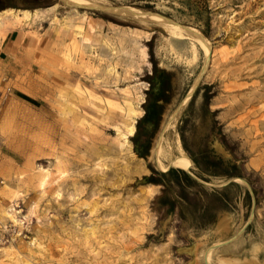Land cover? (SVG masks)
Segmentation results:
<instances>
[{
	"label": "rangeland",
	"instance_id": "obj_1",
	"mask_svg": "<svg viewBox=\"0 0 264 264\" xmlns=\"http://www.w3.org/2000/svg\"><path fill=\"white\" fill-rule=\"evenodd\" d=\"M10 7L20 10L0 17V264L264 263V0ZM129 117L148 131L137 146L142 133L124 140ZM205 141L242 175L204 181L238 185L214 223L194 228L152 206L151 179Z\"/></svg>",
	"mask_w": 264,
	"mask_h": 264
},
{
	"label": "trees",
	"instance_id": "obj_2",
	"mask_svg": "<svg viewBox=\"0 0 264 264\" xmlns=\"http://www.w3.org/2000/svg\"><path fill=\"white\" fill-rule=\"evenodd\" d=\"M55 1L0 0V10L10 6L44 7ZM141 6L153 8V4L149 2H145ZM208 100L209 95H206L203 100V111L205 112L210 111ZM184 147L197 167V171L191 174L186 169L176 166H169L166 170L157 171L151 181L161 184V190L153 198L152 206L157 210L163 208L164 212H175L181 220L188 221L191 227L203 228L214 223L221 210L230 203L231 198L225 191L232 185H238L237 182L231 180L222 186L208 188L204 181H208L209 176L232 178L242 174L235 161L217 152L209 145L208 141L199 146L194 153H191L185 145ZM245 191V196L248 197L249 191L247 189Z\"/></svg>",
	"mask_w": 264,
	"mask_h": 264
},
{
	"label": "bare ground",
	"instance_id": "obj_3",
	"mask_svg": "<svg viewBox=\"0 0 264 264\" xmlns=\"http://www.w3.org/2000/svg\"><path fill=\"white\" fill-rule=\"evenodd\" d=\"M73 1H75V2H77L78 0H73ZM79 2H81V1H79ZM83 2V1H82ZM124 7V6H123ZM51 7H46V8H35V9H33V10H28V9H21L22 10V12L25 14V16H27V17H33V16H35V15H37L40 11H43V10H48V9H50ZM13 10H20V9H13V8H11V7H8V8H5V9H2V10H0V17H3V16H1L2 14H4V13H7V12H11V11H13ZM130 10V9H129ZM149 13V12H148ZM145 14V13H144ZM144 14H141V15H144ZM151 16V15H150ZM153 16V15H152ZM155 16L158 18V19H160V20H162L161 19V17L160 16H158V15H156L155 14ZM155 17V18H156ZM4 18V17H3ZM156 18V19H157ZM160 20H159V22H160ZM173 28H177V29H179V32H180V35H183V36H188L187 34H189V33H185L184 32V26H183V28L182 27H176V25H175V23H169ZM89 26H90V28H92V25L91 24H89ZM186 28V27H185ZM190 32L195 36L194 37V39H196V41L198 42V44L200 45V47L202 48V49H204V54H206V55H208L209 54V41L207 40V38L205 37V36H202L199 32H198V30L196 31V30H192V29H190ZM190 35V34H189ZM192 38V37H191ZM234 56V55H233ZM207 58H208V56H207ZM262 58H264V57H262ZM261 59V58H260ZM206 64H207V62H206ZM202 69V71H203V68H201ZM196 82V81H195ZM195 84H193V86H194ZM193 86L191 87V89L190 90H192V88H193ZM127 103V114H129V113H134V110H133V107H132V105H131V103L128 101V102H126ZM128 116V115H127ZM134 122H135V118L134 117H129V118H127L125 121H124V125H125V129H126V131L123 133V135H124V140H128L127 139V137L128 136H130V135H132L133 134V132H134V129H135V125H134ZM167 125H169V124H167ZM172 125V124H171ZM178 140V139H177ZM215 146V145H214ZM160 147V146H159ZM216 147V146H215ZM157 151V150H156ZM158 152V151H157ZM167 155V154H166ZM162 157V156H161ZM170 163L173 165V166H176V167H181V168H183V169H189V166H190V164H191V159H190V157L186 154V153H184L183 152V150L180 148V152L177 154V155H174V157L173 158H171V161H170ZM159 165H161V164H159ZM166 167V165L164 164V165H161L160 166V168L162 169V170H166V169H164ZM44 181V180H43ZM43 183V182H42ZM222 226V225H221ZM224 226V225H223ZM224 238H226V237H224ZM257 243V242H256ZM253 246V245H252ZM186 248V247H185ZM208 250H206V252H207ZM260 255V254H259ZM219 256V255H218ZM227 256H228V254H227ZM227 256H222L221 258H220V260H219V262H218V264H264V263H259L256 259H254V258H249V257H245V258H237V257H227ZM251 257V256H250ZM191 261V260H190ZM195 262V261H194Z\"/></svg>",
	"mask_w": 264,
	"mask_h": 264
},
{
	"label": "flooded vegetation",
	"instance_id": "obj_4",
	"mask_svg": "<svg viewBox=\"0 0 264 264\" xmlns=\"http://www.w3.org/2000/svg\"><path fill=\"white\" fill-rule=\"evenodd\" d=\"M134 131L135 132H133L134 134L133 135H135V137L136 136H138L139 135V133H142L143 135L141 136V140H139V141H135V145L137 146L138 145V143L140 144V143H143V142H145V138H146V136H147V134H148V131H143V130H141V128H139V129H134ZM188 155V154H187ZM191 159V158H190ZM191 164H192V160H191Z\"/></svg>",
	"mask_w": 264,
	"mask_h": 264
},
{
	"label": "crops",
	"instance_id": "obj_5",
	"mask_svg": "<svg viewBox=\"0 0 264 264\" xmlns=\"http://www.w3.org/2000/svg\"><path fill=\"white\" fill-rule=\"evenodd\" d=\"M7 18V17H5ZM3 19V18H2ZM2 21V20H1ZM12 43V42H11ZM9 44L8 40L5 42V46H4V49H6L7 45ZM8 48H10V45L8 46Z\"/></svg>",
	"mask_w": 264,
	"mask_h": 264
},
{
	"label": "water",
	"instance_id": "obj_6",
	"mask_svg": "<svg viewBox=\"0 0 264 264\" xmlns=\"http://www.w3.org/2000/svg\"><path fill=\"white\" fill-rule=\"evenodd\" d=\"M63 1H65V2H69V0H63Z\"/></svg>",
	"mask_w": 264,
	"mask_h": 264
},
{
	"label": "built area",
	"instance_id": "obj_7",
	"mask_svg": "<svg viewBox=\"0 0 264 264\" xmlns=\"http://www.w3.org/2000/svg\"><path fill=\"white\" fill-rule=\"evenodd\" d=\"M18 232L20 233L21 231L19 230Z\"/></svg>",
	"mask_w": 264,
	"mask_h": 264
}]
</instances>
